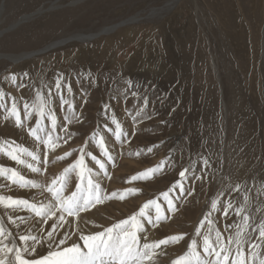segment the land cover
I'll return each mask as SVG.
<instances>
[{
	"label": "rangeland",
	"instance_id": "1",
	"mask_svg": "<svg viewBox=\"0 0 264 264\" xmlns=\"http://www.w3.org/2000/svg\"><path fill=\"white\" fill-rule=\"evenodd\" d=\"M113 26V33L104 32ZM76 34L94 37L66 40L18 63L1 56L37 52ZM58 77H63L59 91ZM13 105L22 127L15 124ZM113 119L127 134L120 140ZM32 129H37L35 135ZM48 134L65 137L67 143L58 141L55 149L48 150L36 140L37 135L47 139ZM101 137L114 160L103 155ZM81 148L106 162L109 173L102 183L105 198L85 213L110 203L132 204L128 213L100 224L103 230L131 216L140 225L141 219H151L155 227L147 221L146 228L156 236L160 228L171 226L174 230L168 227L169 232L158 234L155 241L184 236L178 243L162 246L173 252L162 257L172 264L181 256L190 260L186 251H204L205 236L212 248L219 251L223 244L232 254L237 251L235 241L240 240L244 258L250 245H262L264 0H0V149L4 150L0 166L45 185L46 191L47 184L78 158ZM12 149H18L23 163L6 155ZM65 151L73 155L57 159ZM28 152L42 156L43 163L33 161ZM202 157L212 163L211 178L186 180L185 187L194 193L180 197L173 190L179 172L188 168L189 177L201 175ZM162 161L160 172L131 179ZM85 163L94 181L98 173L103 175L90 157ZM29 164L42 171L32 173ZM9 175L0 176V195L48 202L41 189L12 184ZM88 176L85 172L81 183L76 172L69 173L63 194L76 191V185L86 188ZM56 187H61L59 181ZM129 188L136 191L128 194ZM113 191L117 196H111ZM165 192L173 199L172 211ZM214 199L217 210H211ZM152 200L161 205L165 218L160 221L154 204L144 208ZM33 217L28 209L0 206V228L9 246L17 243L19 235L37 234ZM207 257L204 261L215 264L214 253Z\"/></svg>",
	"mask_w": 264,
	"mask_h": 264
},
{
	"label": "snow or ice",
	"instance_id": "2",
	"mask_svg": "<svg viewBox=\"0 0 264 264\" xmlns=\"http://www.w3.org/2000/svg\"><path fill=\"white\" fill-rule=\"evenodd\" d=\"M23 75L28 76V72L25 71ZM62 79L63 77H58L56 80L55 87L57 91L61 89ZM12 80H17L15 74L12 75ZM68 90L71 91L70 86ZM133 95H135V92ZM27 107L28 105L25 104V109H27ZM11 112L12 115L16 117V126L22 127L21 119L17 114L15 105H13ZM40 115L41 117L44 115L43 106L40 107ZM112 123L115 124L116 127L115 135L117 140L127 135L121 131V125L118 121L113 119ZM52 125L53 128H55V118L52 120ZM36 132L37 129H32L33 135H35ZM65 137L70 139L71 134L65 132ZM65 137H53L51 134H48L47 139H44L37 135L36 140L41 145L47 146L48 150H53L56 148L58 141L67 143ZM99 146L103 150V155L106 156L108 160H114V157L109 155V151L105 147L103 137L100 138ZM0 151L4 150L0 149ZM17 151L18 149H12L11 151H7L6 155L10 157L12 161L23 163V161L18 160ZM41 152L44 153L43 148H41ZM148 152H152V148H148ZM79 153L78 158L63 169V173L60 177L53 179L47 184L46 191L45 185L33 183L31 180H26L25 177L16 170L0 166V176H5L10 172L11 175L7 176V178L12 184L21 182L24 188H39L41 189V196L48 199L47 203L39 201L30 203L27 198H14L12 196L0 195V206H2L4 210L28 209L34 213L33 219L35 221V229L37 230V234L35 235L31 234V232L19 235L17 243L13 246H9L10 242H5L7 239L5 230L0 228V264H106L105 258H109L114 261L115 264H139L141 258L151 260L154 251L160 249L161 246L169 243H178L184 239L183 235H171L157 241L149 242L147 234H145L144 242L141 245L140 238L137 236V231L141 229V225L137 221L136 216H131L102 231L84 234L79 227L81 214L88 211L90 207L99 204L105 198L102 183L103 179L109 176V173L105 170L106 162H101L95 155L86 152L84 148H81ZM44 154L46 155V153ZM28 155L33 161H40L41 164L43 163L42 156L36 155L33 152H28ZM72 155V152L65 151L63 156L57 157V159L62 160ZM86 157H90L92 161L99 165V170H103V175L98 173L95 181L92 178V169L85 163ZM201 159V175L193 173V175L189 177L187 175L189 172L188 168H184L179 172L180 179L173 184V190L178 191L180 197H185L194 193V189L185 187L184 182L186 180H202L204 175H208L211 178L213 171L212 163L207 157H202ZM28 167L31 169L32 173L39 174L42 171V167L33 166V164H29ZM163 167L164 162L162 161L155 167H150L146 171L139 173V175L133 176L131 179L135 181L141 177H148L150 173L155 174L160 172ZM71 172L77 173L81 183H83L85 172H87L89 174L87 187L81 188L80 185H76V191L71 192L70 195H65L62 192V188L66 183L64 177ZM58 181L61 184L60 188L56 187ZM239 187L240 185L237 184V190H239ZM126 191L128 194H132L136 190L129 188ZM111 196L115 197L117 193L113 191ZM119 198L123 200L125 196L121 194ZM164 199L167 201L168 211H172L174 202L173 199H169L168 192L164 193ZM149 204H154L156 206V221L165 218L161 214L160 204L152 200L149 201L148 204H145L144 208H147ZM228 207H231V203H229ZM217 209L218 201L214 199L211 201V210ZM236 211L237 215H239L241 210L237 209ZM143 214L144 209L141 208L140 215L143 216ZM8 219L11 220L12 217L9 216ZM74 219L76 220V227L75 230H71ZM244 220L247 222L248 217L245 216ZM148 223L155 227L151 219ZM41 225H45L46 227L41 229ZM127 225L131 227H126ZM116 229H118V231H115ZM44 233H46V235H44ZM216 235L219 241L220 233L217 232ZM237 235H239V233ZM259 236L264 238V224L260 225ZM73 237H75V239H73ZM229 242L231 243V240ZM203 243L204 251L208 256H212L213 253L215 254V264H228L229 257L232 255L229 248L221 244L220 250L217 251L215 248H212L208 236L204 237ZM235 243L237 245V251L231 264H245L244 251L243 248L240 247L241 241L236 240ZM193 244H195V241H193ZM45 245L46 254H42L39 249L44 248ZM253 246L254 245L250 246V251ZM253 255L255 256V253H253ZM173 264H191V261H186L185 257L181 256L176 259ZM203 264H210V262L205 261ZM259 264H264V259H261Z\"/></svg>",
	"mask_w": 264,
	"mask_h": 264
},
{
	"label": "bare ground",
	"instance_id": "3",
	"mask_svg": "<svg viewBox=\"0 0 264 264\" xmlns=\"http://www.w3.org/2000/svg\"><path fill=\"white\" fill-rule=\"evenodd\" d=\"M132 23V22H131ZM116 26H113L111 28H107L105 29L104 32H111L113 33V31H115ZM93 35H85V34H76L74 36H72L71 38H64L61 40H57L54 41L50 44H48L47 46H45L44 48H42L41 50L37 51V52H32V53H24V54H20V55H1L2 57L7 58L10 61L13 62H22L24 60H27L29 58H31L32 56H35L37 54L40 53H45L51 49H54L56 47H59L60 45H63L65 43V41L67 40H72V39H76L79 41H86L89 40L90 38H93ZM12 124V123H11ZM12 127V126H11ZM14 130V129H13ZM135 149V148H134ZM36 150V149H35ZM120 174V173H119ZM118 176V175H117ZM120 176V175H119ZM192 176V175H191ZM205 189V188H204ZM263 191V190H262ZM243 193V192H242ZM25 195V194H24ZM35 195V194H34ZM255 196H257L255 194ZM39 197V196H38ZM42 197V196H41ZM197 197V196H196ZM263 198V197H262ZM183 200V199H182ZM259 200V198H258ZM264 201V198L262 199ZM243 202V201H242ZM226 203V202H225ZM116 204V203H115ZM114 203H110L107 206L101 207L98 206L96 208H94V210L90 213H83L81 214V217L79 219V227L80 230L83 231L84 234H92V233H96L98 232L97 229H102L101 225L102 223H110L111 220L114 219V217H119L121 215H119L121 212H125L128 213V209H130V207H132V204H130L129 202H125L123 204H117L115 205ZM136 204V203H135ZM264 205V203H263ZM179 206V205H178ZM187 208V207H186ZM258 210V209H257ZM189 211V210H188ZM192 211V210H191ZM190 212V211H189ZM188 212V213H189ZM257 212V211H256ZM11 213V212H10ZM124 213V214H125ZM258 213V212H257ZM119 215V216H118ZM250 216V215H249ZM218 217V216H217ZM113 218V219H112ZM149 218V217H148ZM183 218V217H182ZM216 219V218H215ZM251 219V218H250ZM147 221H149L148 219H141V229L137 231V236L140 238V242L141 245L144 242V236L145 234H147V239L149 242L155 241L157 239L158 234H166L167 232H169V229L171 228V226L166 225L167 227L165 228H160L157 232V236L154 235L153 233H151V229L148 227L146 228V223ZM184 221V220H183ZM18 222V221H16ZM22 222V220H21ZM179 222V221H178ZM233 222V221H232ZM5 224V223H4ZM20 224V223H18ZM143 224V225H142ZM176 224V223H175ZM23 225V224H21ZM150 225V224H148ZM165 225V224H164ZM163 225V226H164ZM179 225V224H178ZM151 226V225H150ZM46 226L43 225L41 229L45 228ZM76 227V220L74 219L73 224L71 225V230H75ZM106 227V226H105ZM108 227V226H107ZM110 227V225H109ZM126 227H130L129 225H127ZM169 227V229H167ZM104 228V227H103ZM244 228V227H243ZM8 229V228H7ZM172 230H174L173 228H171ZM215 229V228H214ZM103 230V229H102ZM170 230V231H172ZM246 230V229H245ZM59 231V230H58ZM115 231H118V229H116ZM156 231V230H155ZM256 231V230H255ZM258 231V230H257ZM215 232V231H214ZM243 232V231H241ZM37 233V232H36ZM22 234V233H21ZM44 235H46V233H44ZM256 235V234H255ZM256 238V237H255ZM73 239H75V237H73ZM15 242V241H14ZM229 244V243H228ZM254 244V243H253ZM198 245V244H197ZM251 246V245H250ZM182 248V247H181ZM44 248L39 249V251L42 254H46V251H43ZM254 249V250H253ZM249 250V249H248ZM157 251V252H156ZM169 253H173L172 251H165L164 248L157 249L154 251L151 260H146L141 258L139 264H172V262H166L164 261V259L162 258L164 255H168ZM235 253L234 252L232 254V256L229 257V262L228 264H231L232 260L235 258ZM253 253H255V256L253 255ZM171 255V254H170ZM184 255L186 256V258L191 260V264H203L204 259L207 257V254L205 253V251H186V254L184 253ZM223 255V253H222ZM176 257V256H174ZM199 258V259H197ZM208 258V257H207ZM245 264H259L261 259H264V243L262 245H256L254 246V248H251V251H246V255H245ZM208 260V259H206ZM187 261V260H186ZM105 262L106 264H115L114 261L110 260L109 258H105Z\"/></svg>",
	"mask_w": 264,
	"mask_h": 264
}]
</instances>
